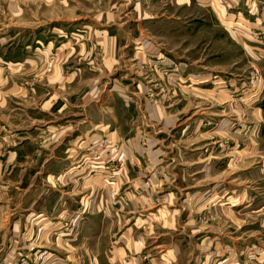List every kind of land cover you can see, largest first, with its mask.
<instances>
[{
	"label": "rangeland",
	"instance_id": "1",
	"mask_svg": "<svg viewBox=\"0 0 264 264\" xmlns=\"http://www.w3.org/2000/svg\"><path fill=\"white\" fill-rule=\"evenodd\" d=\"M215 1L222 8L223 15L221 9L218 14L219 8ZM250 1L257 5L264 0ZM138 2L142 3L139 4L142 8L143 0H0V83L5 79L3 87H0V139L12 136L16 131L28 130L32 126V120H28L30 118L27 116L43 119L37 122L38 127H43L45 120L55 121L60 118L61 122L64 121L59 114L51 116L39 109L35 111L28 102L23 106L19 104L21 99L27 97L28 91L23 90L24 96L21 95L22 92H13L12 81H17L24 87L32 85L31 88L35 89L37 83L33 80L35 72H13L12 65L16 60L34 59L29 58L28 54L34 49L42 51L48 44L47 41L54 40L50 57L46 62L43 61L42 70L47 73L62 64L58 62L57 52L70 51L72 42L76 40L72 36L84 34L90 45L92 34L98 30L103 33L108 29L109 33L117 36L120 34L123 40L131 37V40L126 41L124 50L132 54L137 51L136 70L141 71L138 83L133 81L134 84L137 83L136 86H133V82L126 84V87L133 88L134 93L128 94V98L124 97L127 103L119 94L123 83H129L132 78L131 71L121 65L118 70L111 72L113 79H116L115 97L106 101L117 104V120L114 125L110 124L109 128L105 127L112 120L109 108H102L96 99H88L91 101L86 102V119L80 125V130L89 126L93 128L90 123L97 126L94 130L91 128L95 133L93 138H90L88 133L84 137V154L79 156L80 161L85 164L99 163L101 170L113 175L112 179L116 176L119 182L116 188L119 197L124 190L119 184L126 177V171L121 169L126 161L124 151L130 146L124 128H131L135 131L133 138L138 146L146 152L152 149L155 153L154 156L148 152L134 153V163L140 166L139 168L142 166L138 172L140 177L147 180L155 174L158 178L166 179L170 172H178L176 180L179 179V182L176 181L175 185H161L155 201L159 202L158 199L163 200L173 193L178 202L180 197L208 195L214 191V197L220 195L225 199L224 197L230 196L227 208L239 212L243 207L236 204L237 198H233L243 199L245 222L248 223L246 227L253 226L252 220L247 217L255 214L259 219L261 216V257L253 261L264 264V124L252 120L250 108L247 109L244 105H241L240 109L235 107L238 94L240 97L246 94L245 89L238 84H243L242 86L251 90L258 82L264 67V16H261V11L249 12L250 2L247 3L246 0H214L212 6L211 0L208 3L190 0L189 5H172L168 0H163L157 5L161 6V10L146 12L133 10L134 4ZM109 7H112V11L108 10ZM106 16H110L108 21H105ZM89 35L90 37H87ZM36 38H40L41 42L35 43ZM145 44L149 46L147 57H144L147 48L142 47ZM20 46H23L21 51ZM90 48L93 49L92 46ZM92 52L93 65V62L96 61L97 64L100 60L102 51L100 48H94ZM260 57L261 60L258 59ZM35 60L34 66L39 63L37 58ZM50 60L52 65L48 70L47 63ZM87 62L84 60V65L79 64L89 70L90 62ZM156 68L162 77L158 73L156 75ZM178 68L184 72L183 75L174 72ZM123 72L127 74L122 76ZM187 76L197 80L196 83H190L185 79ZM139 81L142 83L141 88L138 87ZM211 81L214 90L209 91L207 96L202 88L211 89ZM225 83L226 87L229 84H232V87L240 86L238 93L227 90L228 96L219 94L218 90ZM95 92L96 90L93 94ZM87 98L90 96L86 94L85 99ZM144 102H147L146 107ZM130 105L135 108L134 112L131 111ZM155 105L163 108V117L173 118L165 129L161 128L163 121L158 120L153 111L151 112ZM115 127L117 134L109 136V129L114 130ZM159 128L162 130L158 132ZM162 134L166 135V138L161 142L158 138ZM94 138L97 139L92 144ZM158 147L164 153L157 155L155 149ZM205 156H216L210 159L217 163L215 169L211 170L213 178L218 179L214 186L204 183L208 180H204V171L191 177L189 175L190 169H200L203 166L201 159ZM194 160L200 161L196 165L191 164ZM50 161L44 162L43 166L36 170L40 191L45 187L46 175L57 173L49 171ZM167 163L169 164L166 169H163L162 166ZM48 178L52 180L51 176ZM196 178H202V181H196ZM166 201L159 205L165 212L167 208H175V203L166 207ZM156 207H150V211ZM184 212L181 210L182 217L185 216ZM12 217L13 215L9 219ZM256 223L257 220L255 226ZM37 229L34 242L42 245L44 240L39 237V227ZM2 242L0 264L6 260L9 264H14L17 259L20 263L27 260L28 263L25 264H36L35 259L41 246L37 248L38 252L33 251L37 254H32L30 260L28 253L21 251L25 240L21 239L18 246L20 241L15 237L9 238V233H6L4 236L0 234V244ZM250 261L247 264H250Z\"/></svg>",
	"mask_w": 264,
	"mask_h": 264
},
{
	"label": "crops",
	"instance_id": "2",
	"mask_svg": "<svg viewBox=\"0 0 264 264\" xmlns=\"http://www.w3.org/2000/svg\"><path fill=\"white\" fill-rule=\"evenodd\" d=\"M161 1L163 0H143L144 6L140 8L139 4L142 3H135L133 10L139 12L161 10V6L157 7ZM168 1L172 5L190 4V0ZM201 1L200 3H208L210 0ZM213 1L211 0V6ZM246 1L250 2L249 12L261 11V16H264V1L257 4L259 8L254 1ZM216 3L214 5L219 8L218 14L221 9L223 15L222 8L219 7L218 2ZM108 10L112 11V7ZM107 16L105 21L109 20L110 16ZM72 38L76 40L72 42L70 51L57 52L58 62L62 64L47 73L42 70L43 61L46 62L50 57L53 39L47 41L48 44L42 51L34 49L28 54L29 58L34 59L16 60L12 65L14 73H36L33 79L37 83L36 89L31 88L32 85L24 87L17 81H12L13 92H22L23 95V90L28 91L27 97L21 99L19 104L23 106L28 102L35 111L39 109L51 116L59 114L64 121L61 122L60 118L55 121L45 120L43 127H38L37 122L43 119L27 116L30 118L28 120H32V126L28 130L16 131L12 136L0 139V206H2L0 234L4 236L9 233V238L15 237L18 242L20 241L18 246L21 244V239L25 240L21 251L28 253L29 258L32 254H37L33 251L40 250L35 259L36 264L37 262L40 264H247L254 257L260 258L261 216L259 219L255 214L247 217L252 220L253 226L246 227L248 223L245 222L243 199L240 201L238 197L233 198H237L236 204H241L243 207L239 212L227 208L230 196L224 197L225 199L220 195L214 197L212 195L214 191L208 195L194 194L180 197L178 202L173 193L163 200L158 199L159 202L155 201L161 185H175L176 181L179 182V179L176 180L178 172L167 173L166 179L158 178L155 174L147 180L140 177L141 174L138 172L142 166L139 168L140 166L134 163V153L148 152L152 156L155 153L152 149L146 152L138 146L133 138L136 135L135 131L131 128L127 126L124 128L130 146L124 151L126 161L121 169L126 171V177L119 184L121 188L124 187L119 197L116 189L119 182L116 176L112 179L113 175L101 170L99 163L85 164L80 161L79 156L84 154V137L88 133L89 137L93 138L95 133L91 130L97 126L90 123L93 128L89 126L80 130V125L86 119V102L91 101L88 99L92 101L96 99L102 108L103 106L109 108L112 120L105 127H111L110 124L114 125L117 120V104L107 103L111 97H115L116 79H113L111 72L118 70L121 65L131 71L132 78L129 83H123L119 93L121 99L126 101L128 94L134 93L133 88L126 87V84L133 81L138 83L137 79L141 71L136 70L137 51L132 54L124 50L126 41L131 40V37L123 40L120 34L114 35L107 29L103 33L99 30L94 32L91 45L84 34H77ZM34 41L41 42V39L36 38ZM90 46L95 50L100 48L102 51L101 61L99 60L97 64L96 61L93 62L94 66L91 64L94 56ZM142 47L147 48L146 55L144 54V57H147L149 46L145 44ZM19 49L23 50V46ZM35 58L39 63L34 66ZM258 59L261 60V57ZM84 60L90 62L89 70L80 66L79 63L84 65ZM154 72L162 77L158 68ZM174 72L179 75L184 74L181 68L175 69ZM123 73L122 76L127 74ZM185 79L194 84L197 81L191 76ZM139 80L142 81L140 78ZM4 81L5 79L1 80L0 87H3ZM137 83L133 82V86ZM141 84L140 82L138 87L141 88ZM238 85L245 89L246 94L241 97L238 94L235 107L240 109L241 105H244L247 109L250 108L252 120L264 124V67L258 82L251 90L246 89L247 86H242L243 84ZM210 86L211 89L202 88L206 92L205 95L214 90L212 81ZM240 86L232 87V84H229L226 87L225 83L218 91L219 94L228 96L227 90L238 93ZM94 90L96 92L93 94ZM86 94L90 98L85 99ZM144 105L146 107L147 102H144ZM130 107L134 112L135 108L131 105ZM151 112L158 117V120L163 121L161 124L163 129L173 119L172 116L163 117L164 110L158 105L153 106ZM116 129V127L114 130L109 129L107 134L116 135ZM159 130L162 129L159 128L158 132ZM165 138L166 135L162 134L158 140L162 142ZM96 139L92 140V144ZM155 150L157 155L164 153L160 147ZM214 157L216 156L203 157L201 163L204 162V167L190 169V177L204 171V180L208 178L204 183L214 186L213 184L218 181L213 178L211 172L217 164L210 160ZM48 160H51L48 165L49 171L57 173L46 175L45 187L40 191V185L37 186L36 181V170ZM199 161L194 160L191 164L196 165ZM168 164H164L162 168L166 169ZM50 176L52 180L48 178ZM201 179L196 178V181H202ZM164 200H167L166 207L175 203V208H167L165 212L162 206L159 207ZM154 205L157 207L150 211V207ZM181 210L185 211L184 217L181 215ZM12 215L10 220L9 217ZM255 220H257L256 226ZM38 227L39 237L44 240L42 245L34 242ZM2 245L3 242L0 244V250L3 248ZM26 262L28 263L27 260L20 263L17 259L14 264ZM3 264L9 262L6 260Z\"/></svg>",
	"mask_w": 264,
	"mask_h": 264
},
{
	"label": "built area",
	"instance_id": "3",
	"mask_svg": "<svg viewBox=\"0 0 264 264\" xmlns=\"http://www.w3.org/2000/svg\"><path fill=\"white\" fill-rule=\"evenodd\" d=\"M51 65H52V60H50V61L47 63V69H48V70H50ZM256 259H257V257H254V258L252 259V261H250V264H257L256 262L253 261V260H256Z\"/></svg>",
	"mask_w": 264,
	"mask_h": 264
}]
</instances>
